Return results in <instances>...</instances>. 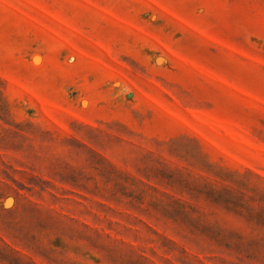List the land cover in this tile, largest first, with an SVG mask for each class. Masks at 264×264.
<instances>
[{"label":"rangeland","instance_id":"obj_1","mask_svg":"<svg viewBox=\"0 0 264 264\" xmlns=\"http://www.w3.org/2000/svg\"><path fill=\"white\" fill-rule=\"evenodd\" d=\"M0 264H264V0H0Z\"/></svg>","mask_w":264,"mask_h":264}]
</instances>
